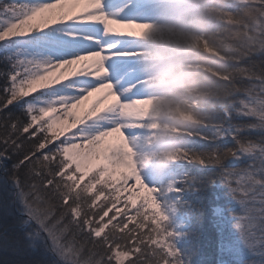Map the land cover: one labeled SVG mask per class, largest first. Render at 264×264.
<instances>
[{
    "label": "snow or ice",
    "instance_id": "snow-or-ice-1",
    "mask_svg": "<svg viewBox=\"0 0 264 264\" xmlns=\"http://www.w3.org/2000/svg\"><path fill=\"white\" fill-rule=\"evenodd\" d=\"M143 6L141 0H114L111 9L106 0L85 7L78 6V0H47L36 5L13 0L0 8V42L50 25L67 29L61 34L54 28L38 38L36 51L48 59L8 56L10 70L0 73L4 78L0 85V161L13 160L11 179L27 217L21 228H31L24 233L26 247L35 250L37 241L43 242L55 257L51 264H184L173 242L177 234L169 226L170 213L197 178L183 175L158 183L141 174L112 182L103 178L101 168L89 170L85 148L95 139L111 136L113 128L129 136V131L118 127L121 120L110 114V108L101 107L92 120L67 131L56 130L49 114L58 108L60 96L69 97L73 106L108 89L120 104L141 99L135 93L138 77L134 69L120 62L137 54L126 38L146 33L114 31L106 21L129 29H150L149 23L130 15ZM254 55L262 57L258 71L249 65ZM97 58L99 67L93 68ZM238 63L241 84L248 81L251 87L234 91L232 102L211 132L204 130L193 137L192 145L215 147L192 146L182 159L200 168L218 169L221 183L244 209L235 228L247 251V264H264V48ZM113 73L121 79L120 88L111 80ZM45 80L50 86L77 81H88V86L46 97L50 86L42 85ZM128 87L133 91H126ZM12 106H20L19 115L8 111ZM229 140L231 146H227ZM245 160L242 167L226 166L229 161ZM139 189L146 194L135 215H130L125 209L128 203L135 207V199L129 195L122 202L121 193ZM120 203L123 207H118ZM242 249L233 246L236 264L243 262Z\"/></svg>",
    "mask_w": 264,
    "mask_h": 264
},
{
    "label": "rangeland",
    "instance_id": "rangeland-1",
    "mask_svg": "<svg viewBox=\"0 0 264 264\" xmlns=\"http://www.w3.org/2000/svg\"><path fill=\"white\" fill-rule=\"evenodd\" d=\"M222 1L229 6L228 8H244L243 13L247 14L249 19L246 29L248 32L252 30L254 33L264 34V0H251V3L250 0ZM12 2L13 0H0V8ZM21 2L36 5L45 3L47 0H16L18 4ZM96 2L97 0H78V6L85 7L89 3L96 6ZM113 3L114 0H106V6L110 9ZM141 3L144 6L139 10H132L130 15L133 19L149 23L150 29H129L118 24H109L106 21V26L114 31L146 33L135 39L126 38L133 50L137 51V54L134 58L120 62L122 65L134 69L138 77L134 85L135 93L141 99H133L131 103L120 104L111 90L108 89L97 94L96 97H91L89 101L83 104L73 106L69 103V97L60 96L58 100L61 103H59L58 108H55L54 111L50 109L49 114L53 117V126L56 130L67 131L75 125L92 120L99 113L101 107H109L110 114L121 120L118 127L129 131V136L125 137L123 132L113 128L111 129L113 133L111 136L95 139L90 144L85 145V148L88 149L87 164L89 170L96 167L101 168L103 178L112 182L141 174L153 182H171L178 176L176 168L172 167L173 164H177V157L173 152L174 148L183 145L178 144V141L186 138L185 135L188 132L183 128L178 130L177 124L181 123L183 127L198 125L196 118L184 108V105L195 106L199 99L198 92L192 87H186L184 76L175 70V65L172 63L179 50L196 48L202 41L204 42L203 29L206 26L211 28L212 24L211 21L201 23L194 19L192 0H141ZM229 21L233 22L226 28L231 30L228 31L231 35L229 38L231 41L229 44H225V47H228L232 53L238 52L236 38L239 39L241 22L232 19ZM54 28L61 34L67 31V29L63 30L56 25H50L48 28L35 30L24 37L0 42V51L2 50L3 53L0 55V61L5 63L9 70L10 61L5 59L8 56L48 59V57L39 56L36 45L40 43L39 37L46 33L51 34ZM220 28L221 24L219 20H216V30ZM261 39L264 41V36ZM207 52L219 61L222 59L215 49H207ZM99 64L92 65V67H99ZM197 67H193V71H198L196 70ZM111 80L115 82L117 88H120L121 79L119 76L113 73ZM42 85L44 87L50 86L47 80L42 81ZM86 86H88V81H77L74 85L61 82V85L50 86L49 89L45 90V95L46 97L57 94L65 95L73 89ZM126 91H133V87H128ZM53 104L55 105V101ZM54 112L58 115H55ZM228 143L231 146L233 142ZM246 163L245 160L242 166ZM145 194L142 189L137 190L136 193H121L122 202L126 201L129 195H133L135 199V207L132 203H128V207L125 209L130 215H135L133 210L140 206ZM229 195L231 199V206L229 205V207L234 212L232 221L235 219L234 222H237L238 217L244 214V209L232 198L231 194ZM118 207H123V203L118 204ZM212 209V223L214 227L219 228L225 222L224 207L216 205ZM151 211L150 208V214ZM186 215L181 212L178 203L175 205V211L170 213L171 218L178 222L176 228L173 229L177 234L175 240L178 242L185 238V231L188 228L189 217ZM228 221L232 222L229 219ZM235 224L234 228L232 224L233 234L237 236L239 243L237 247L242 249ZM242 252L247 262L249 257L246 249H242ZM216 264H225V260L218 258Z\"/></svg>",
    "mask_w": 264,
    "mask_h": 264
},
{
    "label": "trees",
    "instance_id": "trees-1",
    "mask_svg": "<svg viewBox=\"0 0 264 264\" xmlns=\"http://www.w3.org/2000/svg\"><path fill=\"white\" fill-rule=\"evenodd\" d=\"M228 7L222 0H192L194 19L201 23L211 21L212 26L211 28L206 26L203 29L204 42L202 41L196 48H191L192 50L188 48L179 50L174 57L175 64L172 63L175 65V70L184 76L186 87H192L199 94L197 105H184V108L196 118L198 125L183 127L181 123L177 124L178 130L183 128L188 132L185 135L186 138L182 137L183 139L178 141V144L183 145L174 148L173 151L177 157V164L172 165L176 168V174L197 178V182L190 185L177 202L181 212L189 217L185 238L180 242L175 238L173 241L184 264H216L218 258L224 259L225 264H236L232 249L239 243L237 236L233 234L232 224L234 228L236 221L234 222L235 219L232 221L234 212L229 207L231 199L228 188L216 175L218 169L200 168L196 164L184 163L182 159L186 150L192 146L204 149L215 147L214 144L192 145L193 137L204 130L211 132L213 126L221 120L224 109L232 102L234 91L243 92L251 87L248 81L241 84L239 80L241 66L238 61L250 53H259L264 48V41H261L264 34L246 30L249 19L248 15L243 13L244 8ZM230 19L241 22L239 39L236 38L238 52L233 53L225 47V44L231 41L229 39L231 35L228 33L231 30L226 29L233 23L229 21ZM216 20H219L221 24V28L217 30ZM207 49H215L222 59L217 60L207 52ZM1 51L0 55L3 54ZM261 59L259 55L252 56L249 61L250 67L258 71ZM196 66L198 71L195 72L192 68ZM9 70L6 64L0 61V73H6ZM3 84L4 78L0 76V85ZM8 111L19 115L20 106H12ZM227 146L230 144L228 143ZM244 162L229 161L226 166L242 167ZM12 169V159L0 161V264H51L55 257L46 250L43 242L37 241L38 247L35 250L26 247L28 241L24 233L31 231V228H21V222L27 218L23 214L24 209L17 187L11 179ZM193 187L197 190L193 191ZM216 205L224 207L226 216L224 225H220L219 228L214 227L212 223V208ZM177 225L178 222L170 216V228L173 230ZM31 227L34 228L35 225ZM242 264H247L244 257Z\"/></svg>",
    "mask_w": 264,
    "mask_h": 264
},
{
    "label": "bare ground",
    "instance_id": "bare-ground-1",
    "mask_svg": "<svg viewBox=\"0 0 264 264\" xmlns=\"http://www.w3.org/2000/svg\"><path fill=\"white\" fill-rule=\"evenodd\" d=\"M98 63H100V59L99 58H97V60L95 62H93L92 65H95V64H98Z\"/></svg>",
    "mask_w": 264,
    "mask_h": 264
}]
</instances>
